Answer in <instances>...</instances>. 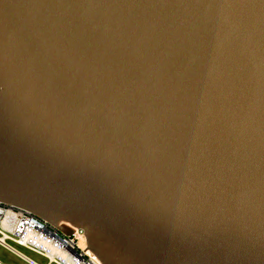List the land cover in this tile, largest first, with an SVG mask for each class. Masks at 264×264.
<instances>
[{"label":"water","instance_id":"95a60500","mask_svg":"<svg viewBox=\"0 0 264 264\" xmlns=\"http://www.w3.org/2000/svg\"><path fill=\"white\" fill-rule=\"evenodd\" d=\"M0 202L97 264H264V0H0Z\"/></svg>","mask_w":264,"mask_h":264},{"label":"built area","instance_id":"2783aa9c","mask_svg":"<svg viewBox=\"0 0 264 264\" xmlns=\"http://www.w3.org/2000/svg\"><path fill=\"white\" fill-rule=\"evenodd\" d=\"M82 235L78 228L66 236L28 210L0 202V245L29 264L36 263L8 242L46 258L51 264H97L79 247ZM0 264L4 263L0 260Z\"/></svg>","mask_w":264,"mask_h":264},{"label":"rangeland","instance_id":"374dc122","mask_svg":"<svg viewBox=\"0 0 264 264\" xmlns=\"http://www.w3.org/2000/svg\"><path fill=\"white\" fill-rule=\"evenodd\" d=\"M8 244L12 246L18 253L27 257L28 259L35 262L36 264H51V263H48V260L46 258L34 252L26 250L25 248L14 245L13 243H10V242H8ZM0 260L4 264H29L23 258L18 256L17 254L10 252L9 250L2 247L1 245H0Z\"/></svg>","mask_w":264,"mask_h":264}]
</instances>
